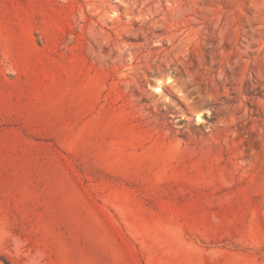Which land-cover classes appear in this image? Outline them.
<instances>
[{
  "label": "rangeland",
  "instance_id": "374dc122",
  "mask_svg": "<svg viewBox=\"0 0 264 264\" xmlns=\"http://www.w3.org/2000/svg\"><path fill=\"white\" fill-rule=\"evenodd\" d=\"M0 264H264V0H0Z\"/></svg>",
  "mask_w": 264,
  "mask_h": 264
},
{
  "label": "bare ground",
  "instance_id": "6f19581e",
  "mask_svg": "<svg viewBox=\"0 0 264 264\" xmlns=\"http://www.w3.org/2000/svg\"><path fill=\"white\" fill-rule=\"evenodd\" d=\"M169 80H170V79H168V81H169ZM156 87H157L158 90H160V86H159V85H157ZM196 118H197L198 120L201 121V120H202V118H201V114H199V113L196 114Z\"/></svg>",
  "mask_w": 264,
  "mask_h": 264
}]
</instances>
